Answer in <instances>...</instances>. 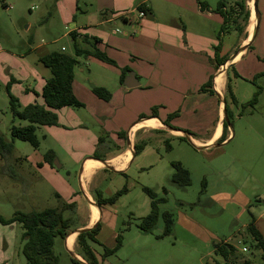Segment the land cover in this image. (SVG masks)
<instances>
[{
    "label": "rangeland",
    "instance_id": "374dc122",
    "mask_svg": "<svg viewBox=\"0 0 264 264\" xmlns=\"http://www.w3.org/2000/svg\"><path fill=\"white\" fill-rule=\"evenodd\" d=\"M6 1L11 4L10 8L4 9L0 1V48L5 50V53L0 54V135L5 141L12 142V149L0 154V214L10 217L15 211L60 207L64 201L61 194L69 185L77 192L75 195L81 196L77 183L81 160L90 155L104 156L107 151L109 155L115 152L116 147L115 139H110L108 132L102 129V124L93 115L95 106L90 104L87 97V106L84 102L82 107L70 106L56 110L57 125L37 126L34 132L38 141L36 148L26 140L11 137V125L23 126L27 122L13 117L9 108L7 83H10L9 90L18 99L20 107L31 102L43 105L41 88L50 76L49 69L38 60L37 50L29 49L57 38L46 48L61 50V46H64L63 52L71 56H75V53L70 37L63 36L65 30L59 19L54 13L51 14L59 0ZM218 1L210 0L211 6L215 8ZM91 2L79 0V7L74 8L77 23L85 22L79 9L90 6ZM245 3L249 9L248 1L245 0ZM30 6L33 9L28 13L27 8ZM263 9V2L260 1L258 13ZM250 17L246 30H249ZM238 21L242 23L241 18ZM261 21L262 26L259 28L258 25L252 49L234 67L240 77H235L233 71H229L232 91L237 100V103H233L227 98L230 138L218 145L198 150L187 139L170 136L164 131H151L139 136L138 143L143 142L144 147L134 156L126 170L127 178L111 176L99 186L98 190L104 196L112 195L124 184L132 188L126 198V206L119 201L114 203L117 215L102 230L103 240L98 239L101 244L92 245L101 264H223V257L214 252V244L222 241L237 249L240 256L238 261L246 258L252 264H264L261 250L255 246L245 227L255 219L264 232V75H259L264 73L263 17ZM28 22H31L32 27L25 31ZM115 28L119 30V27ZM18 36L20 40L17 45L9 42L10 38ZM30 37L31 43L28 42ZM237 38L236 32L224 33V47L220 49L222 56H228L225 55L226 50ZM77 59L75 82L89 90L94 82L96 86L113 93V103L119 101L121 104L116 80L118 75L114 68L83 56ZM256 87L261 89L256 103L243 107L251 100ZM153 107H156L159 115L164 106L153 104L142 107L136 100L131 105L127 103L125 116L115 124L118 126L116 132L124 134L126 128L123 127L129 120H138L141 114L150 116ZM181 117L185 123L189 121L186 116ZM164 118L168 119L167 116ZM175 118L168 120L173 122ZM105 125L109 128L112 124ZM175 128L203 134L198 127ZM165 140L170 143L169 150L165 147ZM48 150L53 151V161L57 160L60 167L56 168L44 161V154ZM38 161H42L46 167L38 168ZM173 161H179L189 170L190 185L180 187L171 182ZM104 175L111 174L108 171L106 174L101 173L96 181ZM142 186L154 189L157 197H166L167 200L159 204V209L173 216L174 224L169 235L158 237L163 231L161 218L150 232H144L137 226L140 211L134 209L138 204L135 195ZM236 193L242 196L238 195L235 199ZM92 196L95 198L94 192ZM243 197H246L244 204ZM75 201L72 199L70 202ZM76 202L77 210L64 212L65 217L71 218L70 230L84 220L89 207L84 197ZM181 215L192 220L194 225H186L181 221ZM103 224L100 222V225ZM112 230L116 235H121V246L118 251L102 257V246L111 248L115 244V238H111ZM21 235L19 224H0V264H25ZM242 247L247 250L242 251ZM54 252L59 264H71L72 256L66 250L63 238L54 239ZM76 252H79L77 246Z\"/></svg>",
    "mask_w": 264,
    "mask_h": 264
},
{
    "label": "crops",
    "instance_id": "0c3cea01",
    "mask_svg": "<svg viewBox=\"0 0 264 264\" xmlns=\"http://www.w3.org/2000/svg\"><path fill=\"white\" fill-rule=\"evenodd\" d=\"M2 1L5 5L4 9L11 7V4L6 0ZM59 1L51 14L54 13V16L62 24L65 30L63 36H69L71 41L72 36H75L72 43H75L80 49L91 51L94 47H97L115 61L116 66L104 63L92 56L86 57L114 68L118 75L116 80L119 100L121 101V104L119 101L116 104L113 103V93H111L109 101L99 99L86 86L76 83L73 79L72 89L76 98L84 104L87 97L90 104L92 103L95 106L93 115L100 121L99 124H102V129L108 132L110 139H115L116 147L115 152L108 155L107 151V154L99 159L90 155L81 160L77 183L82 197L75 195L77 192L70 185L61 194L67 202L72 201V199L80 201L83 197L88 198L86 200L89 207H87L86 217L63 238L66 250L72 252L78 259L83 260L76 252L77 233L75 230L92 227L98 221L104 222L103 225H100V230L96 236L97 239L103 240L102 230L104 227L107 228V224L113 221L112 217L117 215L116 209L113 208L114 204L98 206L92 192L98 190L103 180L111 179V176L127 178L126 170L134 160V144L138 143L139 136L151 131H164L170 136L179 137L183 134L177 131L178 128L175 127L181 129L198 127L203 131L201 132L203 134H192L193 132H190L191 135H188L189 141L195 148L202 150L218 144L217 140L223 132L224 112L222 100L227 95L226 84L230 77L229 71H233L235 65L247 55L252 49L254 41H249L251 33L248 29H245V36H238L234 44L226 50L225 55H228V58L238 51L235 56L237 59L235 57L230 61L227 59L224 64L215 69L214 46L217 43L216 34L222 23V17L213 11L214 8L211 6L210 0L204 1L209 9L204 11L200 9L197 0H146L149 10L143 17H138L135 13L138 10L136 7L142 0H91L93 2L90 6L79 9L80 13L84 15L81 18L85 21L80 24L77 23L76 19L78 17L74 14V8L79 7V0ZM72 1H75V3L73 4ZM260 1L263 2L264 7V0H257V6ZM32 9L33 6L28 7V13H31ZM259 16L261 20L262 17L264 20V9L259 12ZM31 25V22L26 23L24 30H30ZM258 25L261 28L262 21L261 23L259 21ZM115 27H119V30L116 31L118 28ZM93 38H96V40ZM246 38H248V41H244ZM56 39L53 38L49 42H44V44L39 43L29 50H37L38 57H40L53 51L47 49L46 46ZM19 40V36L18 38L12 37L9 42L17 45L16 43ZM28 42H32V37L29 38ZM246 42H249L247 47L239 51L238 49L244 46ZM222 47H224L223 43ZM60 49L65 50L64 46H61ZM0 50V54L5 53L3 48H0ZM220 55L222 56L221 52H219ZM122 67H128L130 71L126 73L123 82H120V68ZM82 70L81 68L80 71ZM131 73L138 84L132 88H127L124 81ZM210 75H213L212 89L215 93L200 92V86L209 79ZM218 77L220 79L217 83ZM229 81L231 83V79ZM91 84L97 85L94 82ZM135 100L142 107L153 104L164 107L161 111L159 110L160 114L156 117L147 116L135 121L129 120L130 122L128 121L127 124H130H125L123 127L126 128L125 133L118 136L116 132L118 126L115 124L125 116L127 103L131 105ZM162 111L163 114H161ZM174 112H177L176 118L173 122L169 121V123L175 130H170L169 126L162 123V120H165L164 116L168 117L169 114ZM182 115L186 116L189 121L185 123L184 119L181 120ZM148 119H155L156 124H146L145 122ZM106 123L112 125L107 128ZM230 136L231 132L228 128L226 138L222 142L228 140ZM88 161L99 162V164L86 172L85 165ZM37 163L40 166L38 168L46 167L42 161ZM107 171L111 175H104L97 182V177L101 173L106 174ZM124 185L127 187L126 184ZM127 189L128 191L117 200L125 206L126 198L132 192V188L127 187ZM238 195L242 196L241 193H236L235 199ZM135 200L138 204L134 206V209L140 211L137 216L140 218L147 215L150 211V198L142 188L135 195ZM242 200L244 204L246 197H243ZM76 201L75 203H77ZM93 206L97 209V216L94 219L91 217ZM180 219L186 225H194L192 220L183 215L180 216ZM254 225L264 237V232L255 219ZM111 233V238H116V232L112 230ZM72 234H75L73 242L68 245L67 239Z\"/></svg>",
    "mask_w": 264,
    "mask_h": 264
},
{
    "label": "trees",
    "instance_id": "16d2710c",
    "mask_svg": "<svg viewBox=\"0 0 264 264\" xmlns=\"http://www.w3.org/2000/svg\"><path fill=\"white\" fill-rule=\"evenodd\" d=\"M2 5L3 1L0 0ZM202 11L209 10L207 4L204 1L197 0ZM232 1V3H230ZM219 0L216 7L213 9L214 12L218 13L222 17V23L216 34L217 44L214 46V68L217 69L220 65L224 64L228 56H219L220 49L222 47V36L226 32H236L238 36H245V27L248 23L250 11L247 8L245 0ZM138 10H142L145 13L149 10L146 5V0L136 7ZM241 18L242 23L238 21ZM75 36H72V41ZM96 40V38H93ZM75 56H71L62 50H53L38 58V60L50 71V76L45 80L43 87L41 88V97L43 105L37 102L28 103L22 107L18 103V99L14 96L9 88L10 83H7L6 89L9 97V108L13 117H17L27 122L26 125L16 126L11 125L10 134L12 138H18L28 141L34 148L37 147L38 141L35 136V129L37 126H54L58 124V116L56 110L63 107H82L84 104L76 98L73 89L72 82L74 79V70L78 63V56L88 57L92 56L100 61L115 65L113 59L107 56V54L97 47H94L91 51L80 49L75 43H73ZM130 69L128 67L120 68V82ZM235 77L240 75L233 69ZM264 75V73L259 74ZM13 80V77H11ZM212 78L210 75L209 79L200 86V92H207L214 94L212 89ZM91 92L104 101H108L111 98V92L102 86H90ZM227 96L224 98L225 106L224 112L226 119L223 121V132L221 137L217 140V143H221L225 138L228 131L229 123L227 98L233 103H237V100L232 92L231 83L229 79L226 84ZM261 92L260 87H256V90L250 101L245 103L243 107L248 105L253 106L259 93ZM177 115V112L168 115V119ZM156 107L152 108V112L149 117H156ZM146 117L141 114L139 118ZM162 120V123L166 126H170L169 120ZM173 128V127H172ZM175 129V128H173ZM180 130V129H178ZM183 131V130H182ZM188 135H191L189 131H184ZM118 136H122L123 132L117 133ZM180 139L184 140L185 137L179 136ZM144 147V143L134 144V154H138ZM165 147L167 150L171 148L168 140H165ZM12 149V142H7L0 135V154L10 152ZM94 158H100V156L94 155ZM54 153L52 150H48L44 154V161L53 166ZM171 166L174 169L170 176L171 182L174 184L185 187L190 185L191 177L189 170L183 166L179 161L171 162ZM142 190L150 198V211L147 215L140 217L138 227L144 232H150L154 225L161 218L163 222L162 234L158 237H163L171 233L174 219L171 213L164 211L160 212L159 204L165 202L167 199L165 196L157 197V193L154 189L142 186ZM128 191L124 185L121 189L114 192L108 197H104L101 191L96 190L95 202L98 206L103 204H114L118 198ZM163 192L166 190L163 188ZM58 196V195H57ZM66 210H76L75 202L63 201L60 207H49L43 210H31L28 212L15 211L10 217H4L0 214V224L2 225H15L19 224L22 228L21 238L23 240L22 254L25 258V264H59V258L54 252V239L56 237L64 238L71 228V218L65 217L64 212ZM100 230V222L98 221L95 225L87 230L81 231L76 235V246L79 252L78 255L83 259L86 264H101L100 260L96 256L93 244H101L97 239V234ZM246 231L251 235L255 242V246L261 250V258L264 260V237L261 232L254 225V219L246 225ZM121 246V235L117 234L115 238V245L113 247L102 246V257H106L116 251ZM214 252L223 257V264H252L249 259L242 258V261H238L240 258L237 249L226 242H219L214 244ZM71 264H82L76 258H71Z\"/></svg>",
    "mask_w": 264,
    "mask_h": 264
},
{
    "label": "water",
    "instance_id": "95a60500",
    "mask_svg": "<svg viewBox=\"0 0 264 264\" xmlns=\"http://www.w3.org/2000/svg\"><path fill=\"white\" fill-rule=\"evenodd\" d=\"M247 1H249V0H247ZM252 9H253V13H254V17H255V23H254V27H253V31H252V33H251V36H250V38H249V41H251V40H253L254 39V37H255V35H256V32H257V29H258V24H259V21H260V16H259V13H258V6H257V0H253L252 1ZM249 11H250V8H249ZM250 14H251V12H250ZM249 43V42H248ZM248 43H246L244 46H242V47H240L238 50L240 51V50H243V49H245L246 47H247V45H248ZM237 53H238V51L236 52V53H234L233 55H231L229 58H228V61H230V60H232L236 55H237ZM127 79H125V85H126V87L127 88H132V87H134V86H136L138 83L135 81L136 79H135V77H134V75L131 73V74H128V76L126 77ZM135 82V83H134ZM222 104H223V111H224V106H225V100H222ZM224 118L226 119V116H225V112H224ZM170 130H175V129H173L172 127H168ZM177 131H180L182 134H183V136L189 141V136H188V134L186 133V132H184V131H182V130H178L177 129ZM216 145H218V144H216ZM53 165L56 167V168H58V167H60V164L57 162V160H54L53 161ZM86 197V196H85ZM86 199L88 200V198L86 197ZM94 226V225H93ZM92 226V227H93ZM89 228H91V227H86V228H82V229H77V230H75V232L78 234V233H80L81 231H84V230H87V229H89ZM70 254H71V256L73 257V258H76V259H78L72 252H69ZM79 261H81L82 262V264H86L83 260H80V259H78Z\"/></svg>",
    "mask_w": 264,
    "mask_h": 264
},
{
    "label": "bare ground",
    "instance_id": "6f19581e",
    "mask_svg": "<svg viewBox=\"0 0 264 264\" xmlns=\"http://www.w3.org/2000/svg\"><path fill=\"white\" fill-rule=\"evenodd\" d=\"M252 1L253 0H249L248 1V5H249V8H250V12H251V17H250V19H251V23H250V25H249V30H250V33H252V31H253V27H254V23H255V17H254V13H253V9H252ZM245 41H248V38H246L245 39ZM247 43V42H246ZM245 43V44H246ZM236 59H237V57H236ZM219 79H220V77H218L217 78V83H218V81H219ZM222 85V84H221ZM146 124H149V125H155L156 124V120L155 119H148V120H146V122H145ZM99 164V162H94V161H88L87 163H86V165H85V170H86V172H88V171H90L93 167H95L96 165H98ZM88 175V174H87ZM92 206V205H91ZM97 216V209L93 206L92 207V209H91V217H92V219H94L95 217ZM91 219V220H92ZM74 235L75 234H72L68 239H67V243H68V245H71L72 244V242H73V238H74Z\"/></svg>",
    "mask_w": 264,
    "mask_h": 264
},
{
    "label": "built area",
    "instance_id": "2783aa9c",
    "mask_svg": "<svg viewBox=\"0 0 264 264\" xmlns=\"http://www.w3.org/2000/svg\"><path fill=\"white\" fill-rule=\"evenodd\" d=\"M145 15V12L142 10H137V16L138 17H143ZM116 31H118V29H116ZM247 248L246 247H242V251H246Z\"/></svg>",
    "mask_w": 264,
    "mask_h": 264
}]
</instances>
